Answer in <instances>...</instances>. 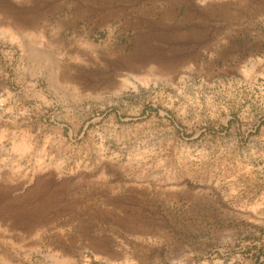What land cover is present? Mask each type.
Masks as SVG:
<instances>
[{
    "label": "rangeland",
    "instance_id": "obj_1",
    "mask_svg": "<svg viewBox=\"0 0 264 264\" xmlns=\"http://www.w3.org/2000/svg\"><path fill=\"white\" fill-rule=\"evenodd\" d=\"M0 264H264V0H0Z\"/></svg>",
    "mask_w": 264,
    "mask_h": 264
}]
</instances>
